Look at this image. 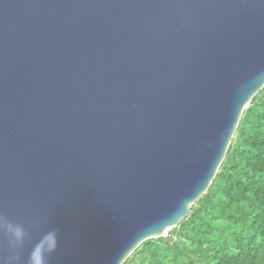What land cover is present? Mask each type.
<instances>
[{
  "label": "water",
  "instance_id": "95a60500",
  "mask_svg": "<svg viewBox=\"0 0 264 264\" xmlns=\"http://www.w3.org/2000/svg\"><path fill=\"white\" fill-rule=\"evenodd\" d=\"M262 73L264 0H0V213L38 221L21 264L52 228L49 264L166 237Z\"/></svg>",
  "mask_w": 264,
  "mask_h": 264
},
{
  "label": "trees",
  "instance_id": "16d2710c",
  "mask_svg": "<svg viewBox=\"0 0 264 264\" xmlns=\"http://www.w3.org/2000/svg\"><path fill=\"white\" fill-rule=\"evenodd\" d=\"M122 264H264V86L207 191L166 237L141 242Z\"/></svg>",
  "mask_w": 264,
  "mask_h": 264
},
{
  "label": "clouds",
  "instance_id": "9594fccd",
  "mask_svg": "<svg viewBox=\"0 0 264 264\" xmlns=\"http://www.w3.org/2000/svg\"><path fill=\"white\" fill-rule=\"evenodd\" d=\"M37 224V220L30 224L13 221L6 214L0 213V237L7 244V254L0 258V264H21L22 249ZM57 246L58 230L52 228L32 244L24 264H49V257L57 250Z\"/></svg>",
  "mask_w": 264,
  "mask_h": 264
},
{
  "label": "rangeland",
  "instance_id": "374dc122",
  "mask_svg": "<svg viewBox=\"0 0 264 264\" xmlns=\"http://www.w3.org/2000/svg\"><path fill=\"white\" fill-rule=\"evenodd\" d=\"M169 232V231H168ZM168 232H167V234H168ZM167 236V235H166Z\"/></svg>",
  "mask_w": 264,
  "mask_h": 264
}]
</instances>
